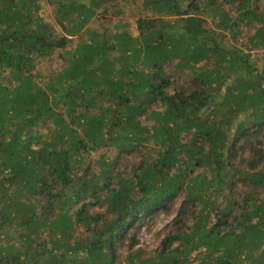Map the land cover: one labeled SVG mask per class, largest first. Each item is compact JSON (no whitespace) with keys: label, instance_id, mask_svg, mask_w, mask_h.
<instances>
[{"label":"trees","instance_id":"1","mask_svg":"<svg viewBox=\"0 0 264 264\" xmlns=\"http://www.w3.org/2000/svg\"><path fill=\"white\" fill-rule=\"evenodd\" d=\"M44 1L0 0V264H264V0Z\"/></svg>","mask_w":264,"mask_h":264},{"label":"rangeland","instance_id":"2","mask_svg":"<svg viewBox=\"0 0 264 264\" xmlns=\"http://www.w3.org/2000/svg\"><path fill=\"white\" fill-rule=\"evenodd\" d=\"M39 2L41 4L40 13L45 18L47 17V19H48L50 12H52V6L49 4H46V2L44 0H39ZM135 4L136 3H131V0L126 1V6H127V8L125 9L126 16H124L128 22L127 29L129 31H131L132 33H135L133 21H134V18H136L138 16V14L134 13L133 15H130L129 11L132 10L131 8L133 6H135ZM243 33H244L243 35H246V36H248V34H249L248 31L243 32ZM241 41L245 42L247 44V46H243V48L249 49V44L247 43V37L242 38ZM250 52L253 55L252 59L255 62L256 66L260 68L261 65L264 64V48L251 49ZM57 62L61 63L60 61H57ZM176 63H177V61L174 60L173 64H171L170 68L169 69L166 68V70L170 71L169 72L170 75L174 74L177 77V75H180L183 72H181L182 69L180 68V66H175ZM56 66H59V64H57L54 60H51V58L44 59V60L39 61L38 70H40L41 74H44V73L50 72L51 70L56 69ZM246 117L247 116L241 117L240 119L238 118L235 121L231 131L232 132L234 131L239 120H245ZM103 151H105V150H103ZM176 208L177 207L174 206L173 210H171L168 213H162V211L158 212V214L153 219L145 220L142 222V225L140 226V228L136 230L137 237H138L141 245H143L145 247H151V248L156 245V243L158 241L156 238V233L159 230H162V228L174 217ZM263 249H264V247H263Z\"/></svg>","mask_w":264,"mask_h":264}]
</instances>
